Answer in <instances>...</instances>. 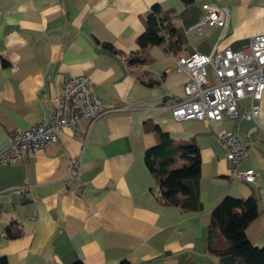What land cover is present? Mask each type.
Wrapping results in <instances>:
<instances>
[{
    "label": "crops",
    "instance_id": "obj_1",
    "mask_svg": "<svg viewBox=\"0 0 264 264\" xmlns=\"http://www.w3.org/2000/svg\"><path fill=\"white\" fill-rule=\"evenodd\" d=\"M229 10L222 32L190 31L201 5ZM153 6L171 16L181 38L176 52L166 44L149 47L145 64L129 66L140 53L137 39ZM264 32V0H0V149L14 131L49 122L62 83L87 75L110 112L92 124L80 122L74 138L64 129L56 143L24 164L0 166V258L7 264H221L208 251L211 213L225 198L257 202L259 215L245 230L249 242L264 247V93L257 125L172 119V98L183 94L187 78L177 59L238 52ZM112 46L117 55L104 51ZM247 100L240 103L246 110ZM157 126L174 141L192 140L200 154L199 211L162 205L144 163L156 144L145 129ZM236 128L243 134L254 183L229 177V164L216 134ZM86 134L83 139V135ZM78 159V172L67 166ZM183 161V160H182ZM27 186L23 198L15 190ZM21 235L9 238L6 229ZM218 237L214 242H218Z\"/></svg>",
    "mask_w": 264,
    "mask_h": 264
},
{
    "label": "built area",
    "instance_id": "obj_2",
    "mask_svg": "<svg viewBox=\"0 0 264 264\" xmlns=\"http://www.w3.org/2000/svg\"><path fill=\"white\" fill-rule=\"evenodd\" d=\"M201 10V17L190 28L197 37L210 28L225 30L229 16L227 7L203 3ZM175 71L187 78L183 94L173 97L169 106L175 122H221L226 118L257 125L264 93V32L252 37L238 52L226 49L208 55L192 52L181 56L177 59ZM244 100L248 102L246 110L240 108ZM109 112L94 93L87 75L68 78L54 99L49 122L42 121L24 131L12 132L9 144L0 149V166L26 163L30 156L56 143L64 129L71 130L74 138H81L82 134L77 131L80 122L90 125ZM258 128L264 136V129ZM216 137L229 164L230 179L254 183L255 172L243 167L249 154L243 146V134L239 128L222 130ZM78 168V159L72 158L67 166V176L75 175ZM27 190V186H21L15 194L23 198ZM260 205L264 210V195L260 198Z\"/></svg>",
    "mask_w": 264,
    "mask_h": 264
},
{
    "label": "trees",
    "instance_id": "obj_3",
    "mask_svg": "<svg viewBox=\"0 0 264 264\" xmlns=\"http://www.w3.org/2000/svg\"><path fill=\"white\" fill-rule=\"evenodd\" d=\"M189 5L193 0H181ZM144 33L137 39L140 53L126 59L129 66L147 62L144 52L147 48L166 44L171 52L182 46L181 38L171 24V16L158 6H153L144 19ZM104 51L117 55V51L108 44H101ZM2 67L8 64L0 59ZM145 129L156 135V144L144 152V163L155 182L156 198L162 205L179 207L186 211H199L198 198L200 179V154L194 141H174L157 126ZM183 160V161H182ZM159 193V196L157 195ZM259 215L257 202L253 198L235 199L225 197L212 211L207 234L208 251L218 256L230 255L234 264H264V247H254L246 237L247 225ZM9 238H17L20 231L6 229ZM218 237L219 241L214 242ZM0 264H7L0 258ZM72 264H83L76 261ZM119 264H129L123 261Z\"/></svg>",
    "mask_w": 264,
    "mask_h": 264
},
{
    "label": "water",
    "instance_id": "obj_4",
    "mask_svg": "<svg viewBox=\"0 0 264 264\" xmlns=\"http://www.w3.org/2000/svg\"><path fill=\"white\" fill-rule=\"evenodd\" d=\"M220 263L221 264H234V259L232 256H220Z\"/></svg>",
    "mask_w": 264,
    "mask_h": 264
}]
</instances>
